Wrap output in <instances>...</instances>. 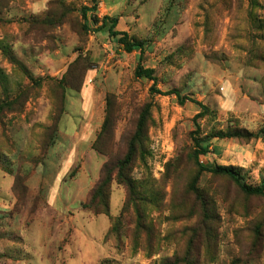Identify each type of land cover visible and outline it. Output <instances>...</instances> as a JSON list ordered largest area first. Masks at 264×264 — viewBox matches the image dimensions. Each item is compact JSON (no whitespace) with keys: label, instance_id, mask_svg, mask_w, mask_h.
Segmentation results:
<instances>
[{"label":"rangeland","instance_id":"rangeland-1","mask_svg":"<svg viewBox=\"0 0 264 264\" xmlns=\"http://www.w3.org/2000/svg\"><path fill=\"white\" fill-rule=\"evenodd\" d=\"M38 2L0 0V264H264V197L200 169L193 158L197 136L207 147L199 156L204 167L232 165L243 183H264V0H47L36 8ZM104 15L117 18L115 30L142 41L141 58L138 48L126 52L109 35V22L100 25ZM138 64L153 68L161 93L150 91L152 80L134 75ZM172 89L203 103L206 112L194 120L199 106L164 93ZM22 91L31 93L32 115L50 111L49 125L35 115L29 120L32 148L40 154L57 114L67 109L72 120L61 127L40 170L43 179L32 177L30 186L24 159L10 157L15 128L6 126L8 110L25 107L23 100L10 103ZM89 109L110 117L100 144L116 157L138 118L144 121L143 152L131 176L152 193L142 209L145 233L135 236L129 208L120 228L106 235L125 187L113 179L111 217L94 214L81 207L90 189L75 193L58 165L56 152L65 150ZM85 142L82 137L78 154ZM100 160L90 164L87 178L96 176ZM4 173L14 174L15 204Z\"/></svg>","mask_w":264,"mask_h":264},{"label":"trees","instance_id":"trees-1","mask_svg":"<svg viewBox=\"0 0 264 264\" xmlns=\"http://www.w3.org/2000/svg\"><path fill=\"white\" fill-rule=\"evenodd\" d=\"M59 2L60 0H56ZM89 9L86 7H83L82 14H85V11ZM93 9V6H92ZM109 22V28H108V33L111 36H118L117 41L119 44L122 45L124 51L126 52H131L133 49L138 48L140 50V56L143 53V43L141 40L136 39V38H131L127 32L121 31V30H115V26L117 23V18L116 17H110L107 15H104L101 19V26H105V24ZM23 70L25 71V67L23 66ZM23 71V72H24ZM134 75L136 77H144L149 80L153 81V84L150 87V91L154 93H161L160 90H158L155 87V76H154V70L153 68H143L141 67L140 64H138L134 70ZM29 79V81H32V77L28 73L26 75ZM165 94L171 93L174 94L179 103H184L185 101H190L192 103H195L199 108L201 109L197 114L194 116V120L197 119V117L202 116L206 110L207 107L201 103L200 101L195 100L194 98L187 96V95H181L180 92L176 89H172L169 91L164 92ZM163 93V94H164ZM31 93H24L23 91L15 96V98L11 99L10 103L13 102H21L20 100H23L24 103L28 99ZM64 100V97H63ZM107 103L109 102L108 99H106ZM64 109V108H63ZM63 109L57 114L55 117V120H53L55 127L50 135V138L54 137L56 131H57V123L58 119L63 112ZM22 109H9L10 112H20ZM110 121V117L108 115L104 114V119L102 122L101 130L99 134L96 136L92 146L93 148L98 151L100 154L104 155L106 157L104 163L102 164L99 172V176L96 180V182L93 184V186L90 189V192L88 193V196L84 202L81 203V207L83 209H89L91 210L94 214H105L109 215V197H110V192H111V182L114 179L115 182L119 185H122L125 187L126 191V198L123 202V206L121 208L120 213L115 216L111 217V225L110 229L106 233L109 234L112 231H116L117 229L120 228L125 215L127 214V210L129 208H132L135 212L136 218L133 221V232L135 236L139 235L142 231V233L147 232V227L145 226L144 223H142L144 219V214L142 209H147V205L150 206L151 199H146V193L150 192V189H147L145 186V183L142 181H136L132 176H131V168H133L134 164V159L136 157L137 152H140V154L143 152V139H144V134H143V127H144V121L140 118H138L137 122L135 123V129L134 132H132L129 136L127 135L124 138L125 141V151L122 154L121 157H116L111 153V148H104L100 144V139L102 137H105L109 134L107 130V122ZM196 129L193 130V133H195L198 130V124L195 122ZM114 131H111V136L114 134ZM237 134V133H236ZM236 134H228V135H236ZM221 134H218L217 137H219ZM221 137V136H220ZM53 139V138H52ZM49 141L47 144H45L43 152L40 154V159H38L36 162L41 160L42 155L45 153V150L47 146L52 142ZM193 141L195 143L196 149L194 150L193 153V158L196 163V165L202 169V170H207L211 172L212 174L215 175H224L230 178L239 188L241 191L247 194H257L261 195L264 197V183H261L260 185L257 186H250L242 182V177L239 173V170L232 165H215L211 166L209 168L204 167L200 160L199 156L200 155H205L207 153V147L202 145L199 138L197 136H193ZM46 147V148H45ZM114 156V157H113ZM150 200V201H149ZM186 264H191L187 259L185 261Z\"/></svg>","mask_w":264,"mask_h":264},{"label":"crops","instance_id":"crops-1","mask_svg":"<svg viewBox=\"0 0 264 264\" xmlns=\"http://www.w3.org/2000/svg\"><path fill=\"white\" fill-rule=\"evenodd\" d=\"M46 1L47 0H39L38 4L35 3L33 5H35V7L38 8L39 5H43ZM86 96L89 97L88 94ZM31 97L32 96H29L28 99L25 101V103H24L25 107L22 108V110L20 112H17V113L16 112H10L8 114L9 120L6 123V126L9 128V132H11L13 130L12 129L13 127L15 128L14 129L15 133L10 134L11 142L14 144V148H15L13 154H11L10 157H12L14 159L15 158L24 159L23 170H24V174L26 176L25 177L26 181L24 183L25 186L32 185L30 182L32 177L36 176V180H34L33 182H37V180L39 181V179L40 180L43 179V175H42L40 170L45 165L47 157L50 153V150L53 149L58 144L61 129L63 127H66L67 124L70 125L72 123V120H69L70 118L68 119V116H67V113H69V112L67 111V109H63V112L61 113V115L58 119L57 131H56V133L52 139V142L47 146L45 153L42 155L41 160H39L37 163L34 164L32 160L37 155L40 154V148L39 149L32 148L31 142H32V140H34V138H33L34 135L32 134V130L30 133L27 132V130H28V128L32 127L33 121L31 122L29 120L31 117H33L35 115L36 117L41 118V121H40L41 123L49 125L50 124L49 120L46 119L45 117H47V113H50V111H48V112L46 111L44 114L42 111H40L39 113H35L32 115L30 110L27 109V104H28V101L31 99ZM67 102H68V99H67ZM53 114H54V112L52 111L51 115H53ZM96 115L97 116H95L93 110L89 109V112L87 113L86 118L83 119V121H81L76 126V128H74L73 132L69 135V137L71 139L67 142L65 150H63L61 152V154L58 151L56 152V157L58 158V160L60 162L58 165L62 166V168H63V175L68 174L69 177L72 179V181L75 182V193H77L78 190H81L80 192H78L79 193L78 195H80V196H84L82 194H85L88 189H91L93 184L96 182V180L99 176L100 168H101L102 164L104 163V159H105L104 158L105 156L100 154L98 151H96L92 146V144H93V142L97 136V133L101 127V124L103 122L104 111H98ZM13 117H15V118L13 119ZM50 121H51V119H50ZM39 125H41V124H38V126ZM82 137H84V139L86 141L85 142L86 145H85L84 150L79 152V154H78V150L76 151V148H79L81 146L80 141H82ZM30 139H32V140H30ZM35 145H36V143H35ZM74 151H76L75 155H74ZM83 155L87 156V160L84 162L85 164L79 168L77 163L81 162V159H83V157H84ZM99 157H101V160H100V163L98 165V173L95 174L96 176H94L92 179L87 178L89 176L90 164L94 163L95 160H97ZM88 160H90V161H88ZM5 175H9V180H8L4 190L7 192L8 196L10 197V199L15 204L16 198L14 197V195L11 193V190H10L12 180L14 178V174L8 173ZM4 182H5L4 175H1V180H0V193L1 194L3 191L2 190V184ZM116 187H118V189L120 188V194H121V198H122L123 197L122 187L117 186V185H116ZM109 200H110V197H109ZM120 202H121V200H120ZM4 207L5 206H3L1 204L0 209H2ZM109 213H110V208H109ZM102 215H104V214H102ZM107 228H108V226L104 230L105 232L103 233V235L106 233V230H108Z\"/></svg>","mask_w":264,"mask_h":264}]
</instances>
